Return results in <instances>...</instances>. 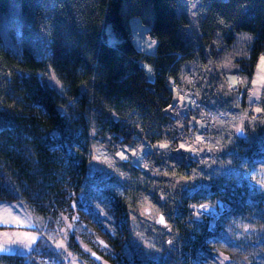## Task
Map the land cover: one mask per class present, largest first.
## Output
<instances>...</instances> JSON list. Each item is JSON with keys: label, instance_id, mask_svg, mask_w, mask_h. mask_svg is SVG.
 Returning <instances> with one entry per match:
<instances>
[{"label": "trees", "instance_id": "trees-1", "mask_svg": "<svg viewBox=\"0 0 264 264\" xmlns=\"http://www.w3.org/2000/svg\"><path fill=\"white\" fill-rule=\"evenodd\" d=\"M16 1L20 57L0 49V200L22 203L37 219L39 236L28 257L0 253V264H42L46 257L57 259L58 264H69L63 261L67 258L99 264L97 254L109 264H126L122 248L134 247L128 213L134 194L127 186L123 193L101 188L106 212L116 228L114 234H107L109 252L89 255L74 233L68 234L59 250L48 242V235L62 217L72 218L73 203L92 181L93 141L104 140L105 135L120 146L145 142L153 149L140 163L130 157L121 162L132 181L139 176L142 180L130 182L135 191L150 194L155 202L159 196L150 191L154 179L143 168L150 160L166 159L158 163L162 177L165 173L181 177L185 171L199 169L193 152H177L170 144L176 122L173 91L181 85L182 65L193 58L180 37L181 29L189 26L180 7L193 0H129L139 10L147 5L152 9L147 33L157 42L154 56L132 45L120 14L123 0ZM10 4L11 0H0V13H6ZM109 27L118 39L112 45L107 40ZM198 29L200 44L212 56L216 43L227 57L244 51L245 57L234 60V66L249 79L258 56L264 54V0H208ZM140 63L152 67L153 82L146 80ZM50 76L59 89L50 84ZM241 87L245 98L249 81L236 89ZM244 134L243 139L235 138L229 150L245 148L243 157L250 169L264 162V129L252 136ZM172 149L174 156L169 158ZM178 202L182 220L178 215L173 219L171 244L157 259L134 257L135 264H201L226 229L230 242L241 245L247 241L242 225L252 215L264 224V194L257 195L246 180L203 181ZM217 202L224 205V212L212 224L207 215L192 217L193 205ZM157 204L167 215V200ZM235 230L241 234L237 239ZM83 241L97 251L96 243Z\"/></svg>", "mask_w": 264, "mask_h": 264}, {"label": "rangeland", "instance_id": "rangeland-1", "mask_svg": "<svg viewBox=\"0 0 264 264\" xmlns=\"http://www.w3.org/2000/svg\"><path fill=\"white\" fill-rule=\"evenodd\" d=\"M207 1L193 0L180 7L189 20V26L181 29L180 37L192 52L193 58L191 62L182 65L179 75L181 85L173 91L176 122L172 125L174 137L170 142L177 152H193L199 169L196 172L185 171L181 177L167 173L162 177V166L158 163L165 162L166 159L161 161L163 157H159L156 163L150 160L146 167L143 166L149 171L148 176L154 179L150 182V191L159 196L157 202L161 204L167 200L170 207L167 215H164L150 194L135 191L130 182L137 184L142 180L139 176L132 181L129 170L121 162L130 157L134 162L140 163L141 157L150 154L153 149L145 142L135 147L120 146L109 135H105L104 140H94L90 186L73 203L72 218L62 217L48 235V242L56 249L63 250L68 234L74 233L89 255L111 250L107 244V234H114L116 228L106 212V200L101 191L103 187L123 193V188L127 186L134 194L132 204L128 207L134 247L130 249L125 245L121 251L126 264H135L134 257L140 260L157 259L164 254L166 245L171 244L170 231L173 219L179 212V199L190 195L203 181L219 177L230 182L246 180L257 191V195L264 194V162H256L248 169L243 157L246 149L242 148L239 152L229 150L235 143L238 129H242L243 134L249 132L251 136L264 129V84L260 82L264 76L261 71V57L264 54L258 56L249 79L239 75L234 66V60L242 55L245 57L244 51H233L227 57L220 51L221 45L216 43L212 56L211 50L199 42L198 25ZM120 14L134 48L145 55L154 56L157 42L147 33L153 22L150 5L139 10L131 1L123 0ZM107 35L109 44L118 41L110 27L107 28ZM0 49L8 51L17 59L20 57V16L16 0H11L6 13H0ZM140 66L146 80L153 82L152 67L146 63H140ZM248 81L249 91L244 98L242 87H236ZM49 82L59 89L53 76L49 77ZM257 109L261 111L258 112ZM92 136H95V131ZM170 154L169 158L174 156L173 149ZM163 184L166 189L162 188ZM191 209L193 218H199L201 214L207 215L210 218L209 224H212L224 212V205L217 202L213 206L193 205ZM159 216L164 218V223H156ZM179 219L182 220V217ZM259 219L252 215V220L242 225L241 229L246 228L245 244L231 243L234 240L230 242L226 229L224 238H220L219 244L214 245L210 253L203 255L201 264H221V261L223 264H264V224ZM37 224V219L30 215L22 203L0 200V253L28 257L39 236L35 232ZM79 234L83 237L78 236ZM240 235V231L235 230V239ZM84 239L96 243L97 251L84 243ZM97 255L99 264H109ZM67 260L69 264H87L73 258L63 261ZM42 264H58V260L46 257Z\"/></svg>", "mask_w": 264, "mask_h": 264}, {"label": "snow or ice", "instance_id": "snow-or-ice-1", "mask_svg": "<svg viewBox=\"0 0 264 264\" xmlns=\"http://www.w3.org/2000/svg\"><path fill=\"white\" fill-rule=\"evenodd\" d=\"M249 39H250V37H249ZM261 71L264 72V56L261 57ZM260 82H261L262 84H264V76L261 77ZM234 83H235V82H234ZM257 111L259 112V111H261V110H260V109H257ZM237 131H238V132H241V133L243 132L242 129H238ZM181 147H183V145H181ZM160 222H161V223H164V218H163V217H161ZM225 259H227V257H225ZM221 264H223V261H221Z\"/></svg>", "mask_w": 264, "mask_h": 264}, {"label": "water", "instance_id": "water-1", "mask_svg": "<svg viewBox=\"0 0 264 264\" xmlns=\"http://www.w3.org/2000/svg\"><path fill=\"white\" fill-rule=\"evenodd\" d=\"M236 137L239 138V139H243L244 138V134L243 132H236ZM160 220H161V216H159V218L156 220V223H160ZM92 256H95L94 253H92Z\"/></svg>", "mask_w": 264, "mask_h": 264}, {"label": "built area", "instance_id": "built-area-1", "mask_svg": "<svg viewBox=\"0 0 264 264\" xmlns=\"http://www.w3.org/2000/svg\"><path fill=\"white\" fill-rule=\"evenodd\" d=\"M170 83L173 85V82L170 80ZM174 86V85H173ZM175 87V86H174Z\"/></svg>", "mask_w": 264, "mask_h": 264}]
</instances>
